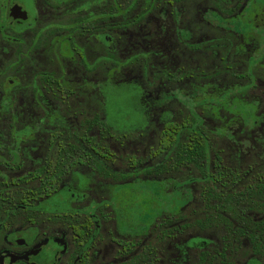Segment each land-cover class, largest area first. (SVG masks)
<instances>
[{
	"label": "flooded vegetation",
	"instance_id": "obj_1",
	"mask_svg": "<svg viewBox=\"0 0 264 264\" xmlns=\"http://www.w3.org/2000/svg\"><path fill=\"white\" fill-rule=\"evenodd\" d=\"M115 82L133 85L141 115L157 131L170 122L178 141L228 133L238 159L225 158L223 143L206 168L252 180L241 146L264 138V0H0V193L42 167L59 200L36 218L33 195H0V264H264V208L239 200L232 219L225 197L241 195H194L192 163L152 176L185 180L190 195H165L145 227L128 231L114 192L148 177L153 150L131 164L130 144L154 129L120 137L108 128L100 143V91ZM245 102L256 108L250 127Z\"/></svg>",
	"mask_w": 264,
	"mask_h": 264
},
{
	"label": "trees",
	"instance_id": "obj_2",
	"mask_svg": "<svg viewBox=\"0 0 264 264\" xmlns=\"http://www.w3.org/2000/svg\"><path fill=\"white\" fill-rule=\"evenodd\" d=\"M247 106L248 103L246 102L242 105L243 113L247 112L246 115L242 117L243 127H246L248 125V127H250V112H256V108L254 109V105L251 106V108L250 106L246 108ZM260 109H263L264 111V103L259 104V110ZM197 123L198 120L194 121V124L191 125L190 128L196 129ZM98 126L102 128V130H99L98 137L100 143H103L104 138L107 137L106 135H108L109 133L108 127L105 126L101 120H99ZM152 129H154V132L156 133L155 142L149 144V146L153 150L152 154L155 155L152 158L155 159L157 157L156 154L162 152V161L155 162V160L153 161L152 159V164L145 168L143 171L145 172V175H148V177H141L137 174V177L131 176V181L148 179L155 182L152 176H158L160 173L171 170L177 171L179 169L181 171L182 168H180V166L182 164L192 163L194 165V169L198 171V175H200L199 179H201V182L195 183L198 184V186L194 190V195H241V197L239 198L231 196L225 197V210L227 215L232 219H236L238 217L235 202L239 200H241L244 206L243 209L247 207L250 209L264 208V204H261V200H259L262 198L264 199V196H261L264 195V166H256L257 163L264 160V152H262L258 147V145H264V138H255L252 141V143L257 144L256 149L246 147V145H248V143L246 142L242 144V159L252 165L251 170L255 173H253L254 178H252V180L248 176H246L242 178L241 182H238L240 178L236 174L234 167H220L218 165H215L216 167L213 171H209V169L206 168V161L208 159L213 162L219 161L221 159L220 145L223 143L226 144L225 147H223V153L225 155H229L225 158L228 160L238 159L237 156L239 155V152L241 150L236 146L234 139L231 138L228 133L222 134L216 132L215 134H213L204 133L202 132V130H200V132H194V136H191L189 140L185 138L184 141H178V134L172 133V124L170 122H166L164 124L163 131H157L156 127L154 126H152ZM134 135L136 134L126 133V137H133ZM123 136L124 134L120 137ZM208 137L210 138V140ZM139 161L140 158L135 159L134 161L131 160V164ZM246 169H249V167L244 166L243 170L245 171ZM184 171L186 172V169H184ZM30 177L35 181L27 183L26 180L28 178L30 179ZM131 181L126 180V183H129ZM183 182H185V180L170 184V192L174 193L175 195H190L189 188L186 191L183 190L185 186H190V184ZM55 188L56 184L47 181L46 169L39 167L34 170V173L31 176H28L27 173L21 174L18 177L16 183L4 181L2 185V193H0V195H19V201H26V197H22L21 195H33V199L31 200V202L34 201V204H32L31 206L36 208L37 211L32 213V216L36 218H42L46 215V213L44 212L45 209L53 206L59 207L58 198L56 197V195L52 194ZM259 201L260 203H257ZM256 204L258 205L256 206ZM24 210L27 214V210ZM54 215L55 214L52 213V217ZM56 216L58 217V215ZM245 217L246 216H244L243 218V223H246ZM74 218V214H68L67 222L75 223ZM226 221L228 224L230 223L228 220Z\"/></svg>",
	"mask_w": 264,
	"mask_h": 264
},
{
	"label": "rangeland",
	"instance_id": "obj_3",
	"mask_svg": "<svg viewBox=\"0 0 264 264\" xmlns=\"http://www.w3.org/2000/svg\"><path fill=\"white\" fill-rule=\"evenodd\" d=\"M146 87H148L149 82H144ZM136 89L133 85L128 84L126 82H115L114 87H102L100 91L101 102L99 106L101 121L105 126L109 128L111 133L114 136L119 134L127 133L132 134L135 132H139L142 130L144 133H147L152 128V123L149 121L147 117L141 115V107L137 101ZM251 106L252 105H248ZM248 106L246 108H248ZM155 132L150 134V140H148L147 136L136 138L133 140L131 146V154L141 158L146 155L145 152L142 153V149H151V147H147L151 144L155 139ZM126 151L130 148L126 146ZM158 157L153 159V161L157 160ZM124 159V156L122 157ZM151 159V160H152ZM149 160L151 163L152 161ZM141 161V160H140ZM147 162V163H150ZM145 163V164H147ZM101 168V167H100ZM141 174V173H140ZM138 173V176H141ZM174 175V174H173ZM171 175L167 174L166 176H161V181L164 182L163 188H161L160 184H156L153 180L142 179V180H134L129 183H125L116 187V191L114 192L113 198L116 200L115 206L118 204H124L126 209V227L128 231L140 229L144 224L146 226L147 221L146 218L148 215H152L156 210L161 208L162 198L170 197L171 195H175L172 192L166 193L170 190V181L169 177ZM177 176H183L182 172H179ZM166 179L168 182H166ZM198 184L191 185V188L195 190ZM190 186H185L183 188L186 191ZM65 195L66 194H60ZM117 195H125V199H118ZM149 202V203H148ZM144 222V223H143ZM143 223V224H142ZM142 224V225H141ZM143 226V227H145Z\"/></svg>",
	"mask_w": 264,
	"mask_h": 264
}]
</instances>
